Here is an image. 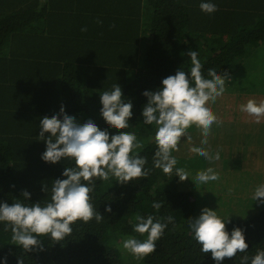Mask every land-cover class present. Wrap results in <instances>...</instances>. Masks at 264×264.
<instances>
[{
  "label": "trees",
  "instance_id": "obj_1",
  "mask_svg": "<svg viewBox=\"0 0 264 264\" xmlns=\"http://www.w3.org/2000/svg\"><path fill=\"white\" fill-rule=\"evenodd\" d=\"M202 2L215 4L217 11H201ZM261 45L264 0H0V203L43 206L50 202L54 180L66 178L65 167H75L70 158L56 164L41 159L46 143L39 137L40 120L58 114L62 105L79 122L91 120L116 134L100 114V94L116 83L133 105L130 126L122 131L143 143L138 152L150 170L146 178L126 184L97 179L91 202L103 220L77 221L60 242L38 237L42 251L27 253L12 244L11 228L5 231L0 222V264L5 258L6 264H17L18 257L24 264H216L211 253L201 252L189 227L188 219L199 216L193 192L178 188L175 171L169 176L153 166L156 128L143 123L147 97L142 93L159 89L178 70L189 72V50L198 52L202 74L210 78L208 69L229 74L250 58V48ZM249 58L245 64L253 67ZM35 61H43L44 70L33 69ZM153 201L163 202L159 211ZM138 214L174 218L156 250L142 260L120 245L129 237L147 238L134 231ZM223 220L229 234L236 227L244 230L249 247L221 264H241L243 255L264 250V208Z\"/></svg>",
  "mask_w": 264,
  "mask_h": 264
},
{
  "label": "clouds",
  "instance_id": "obj_2",
  "mask_svg": "<svg viewBox=\"0 0 264 264\" xmlns=\"http://www.w3.org/2000/svg\"><path fill=\"white\" fill-rule=\"evenodd\" d=\"M201 11L211 14L217 11V6L211 2H202ZM86 31V29H82ZM191 68L189 72L178 70L162 80V86L155 91H144L147 103L142 110L143 123L155 125L154 140L157 150L153 156V166L161 169L164 174L175 176L179 180L189 179V174L176 167L177 159L172 155L179 151L182 138L191 142L188 129L197 127L207 144L211 127L218 122L217 116L208 106L209 101L215 100L225 92L227 73L221 75L214 68L208 69V77L202 74V64L198 52L189 50ZM102 108L100 114L107 125L117 130L116 134L101 130L94 122H79L74 116L65 113L63 105L58 114L51 118L44 116L40 120L39 137L46 143V151L41 159L47 163L56 164L62 159L70 158L75 161V167H65L62 175L65 179L54 180L51 187V199L43 206L40 202L30 205L17 200L13 204L0 203V222H5V231L11 228L12 244L20 246L25 252L42 251L41 236H50L55 242H60L72 234V225L77 221L88 223L95 219L97 223L104 218L91 202V193L97 179L109 181L115 178L120 184L146 178L149 171L145 169L147 158L140 156L138 150L143 143L131 132L122 131L130 124L132 112L131 101H126L122 88L114 84L112 90L100 94ZM241 110L256 117L257 122L264 116V101L257 103L248 100ZM63 117L62 119L60 117ZM48 133L47 137L45 134ZM191 152L207 159H212L203 147H192ZM134 152L136 154H134ZM215 159H219V153ZM219 175L209 168L197 173L195 181L206 184L217 181ZM14 187V186H13ZM43 190L48 189L44 185ZM24 200L29 201L31 194L22 191ZM253 199L264 204V185L258 186ZM163 202L153 201L152 207L159 211ZM111 212V207H106ZM134 231L147 238L140 241L129 237L123 242V248L130 252L135 259L142 260L156 250L159 240L169 223L174 222L172 216L147 218L137 215ZM166 222H161V220ZM155 220V222H154ZM189 227L194 233V239L202 246L201 252L211 253L216 264H221L225 258L232 259L237 253H246L249 245L246 243L244 230L236 227L231 234L226 229V221L218 216L216 210L204 208L196 218H190ZM264 264V250H257L253 257L243 255L241 264ZM6 264V258H5ZM17 264H24L21 257Z\"/></svg>",
  "mask_w": 264,
  "mask_h": 264
},
{
  "label": "rangeland",
  "instance_id": "obj_3",
  "mask_svg": "<svg viewBox=\"0 0 264 264\" xmlns=\"http://www.w3.org/2000/svg\"><path fill=\"white\" fill-rule=\"evenodd\" d=\"M247 70L251 72L249 75ZM256 72H260L257 67L249 68L246 64L234 66V71L227 74L224 94L214 103L209 101L218 122L211 127L208 143H201L204 139L201 131L192 126L188 129L191 142L182 138L179 151L172 153L177 159L176 167L189 174V179L182 182L175 176L178 188L193 192L198 215L209 208L216 210L222 219H243L264 208V204L253 199L256 188L264 185V116L257 122L256 117L241 110L250 99L257 103L264 101V81L258 79L264 74ZM192 147H203L212 159L191 152ZM217 153L219 159H215ZM209 168L219 179L206 184L196 182L197 173ZM120 245L127 254L123 242Z\"/></svg>",
  "mask_w": 264,
  "mask_h": 264
},
{
  "label": "crops",
  "instance_id": "obj_4",
  "mask_svg": "<svg viewBox=\"0 0 264 264\" xmlns=\"http://www.w3.org/2000/svg\"><path fill=\"white\" fill-rule=\"evenodd\" d=\"M42 1V0H41ZM147 12H148V10H147ZM144 24L146 23V22H143ZM143 23H142V25H143ZM147 36V35H146ZM148 37V36H147ZM146 37V38H147ZM141 43H143V41H141ZM249 55H250V61L253 63V67L254 68H256L257 67V71H260V72H256V73H259L260 75H263L264 74V45H261V46H259L258 48H250L249 49ZM35 57V56H34ZM253 57V58H252ZM248 58H246L245 59V57H244V60H248ZM37 61H35V62H33V69H35V70H37L40 66H43V70H44V62L42 61H38L37 62V65L36 64H34V63H36ZM245 62L246 61H240L239 63H241L243 66L245 65ZM29 66H30V64L28 65L27 64V67L29 68ZM250 66H252V64L250 65ZM249 66V68H251ZM246 67H248V66H246ZM48 68H51V65H50V67H48ZM259 68L261 69V70H259ZM42 70V71H43ZM263 71V72H262ZM33 72V71H32ZM35 73H38V72H35ZM247 75H249V73H251L249 70H247ZM254 74V73H253ZM251 78V77H250ZM258 79H259V81L261 82V81H264V77L263 76H258ZM256 81L257 80H255V83H256Z\"/></svg>",
  "mask_w": 264,
  "mask_h": 264
}]
</instances>
